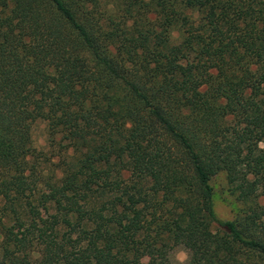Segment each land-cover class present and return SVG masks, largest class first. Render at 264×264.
Returning a JSON list of instances; mask_svg holds the SVG:
<instances>
[{"label":"trees","instance_id":"obj_1","mask_svg":"<svg viewBox=\"0 0 264 264\" xmlns=\"http://www.w3.org/2000/svg\"><path fill=\"white\" fill-rule=\"evenodd\" d=\"M259 189L264 0H0V264H264Z\"/></svg>","mask_w":264,"mask_h":264},{"label":"rangeland","instance_id":"obj_2","mask_svg":"<svg viewBox=\"0 0 264 264\" xmlns=\"http://www.w3.org/2000/svg\"><path fill=\"white\" fill-rule=\"evenodd\" d=\"M177 36V33L172 31L171 38L173 42L177 40ZM30 136L32 146L35 148V150L44 154V157L40 156L36 161L37 170L42 172L43 178L49 180L51 178L55 180L59 176L58 171L54 166L57 162V155L55 153L56 151H51L46 146L45 123L42 121H36L31 127ZM209 185L212 189L213 210L219 219L227 221L232 220L235 218L238 211L245 208L244 205L237 202L234 198V195L230 193L229 186L227 185L225 176L222 172L213 176L209 181ZM257 194L260 196L258 197L260 204H263V201L261 200L264 195V191L259 189ZM36 210L43 217L47 216L51 212L48 206L38 205ZM154 257L155 254L148 250L143 252L138 261L141 264H148L154 260ZM169 258L174 264H184L186 253L180 248H175L169 253Z\"/></svg>","mask_w":264,"mask_h":264}]
</instances>
